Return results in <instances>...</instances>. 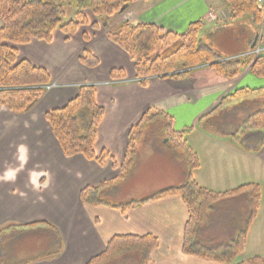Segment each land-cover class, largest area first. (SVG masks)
I'll return each instance as SVG.
<instances>
[{
    "label": "crops",
    "instance_id": "0c3cea01",
    "mask_svg": "<svg viewBox=\"0 0 264 264\" xmlns=\"http://www.w3.org/2000/svg\"><path fill=\"white\" fill-rule=\"evenodd\" d=\"M259 1L264 9V0ZM142 2L138 0L129 7L132 16L138 19L134 24L155 23L176 32H184L192 22L201 20L206 33L214 34L219 28H225L231 17L223 8L226 0H153L143 9L139 7ZM214 7H221L223 12ZM210 12L218 18H209ZM89 20L90 24L80 27L75 34L56 30L51 42L32 40L17 46L19 58L47 69L53 84L28 112L14 113L0 102V264H86L116 235L148 234L159 240L150 264H219L183 253L188 211L178 196L150 201L126 211L104 204H86L80 198L83 188L118 176L117 164L125 156L130 129L152 110L170 115L174 130L193 128L190 133H197L201 141L218 149L212 157L221 162L227 160L226 156L235 167L230 169L232 174L228 172L224 176L218 174L220 164L216 160L215 168L206 174L203 166L193 169L191 176L200 186L225 192L250 182L260 185V208L249 227L244 251L254 249L250 258H264V131L248 129L242 133V128L233 126L220 130L210 128V120L230 108L215 110L225 96L244 88L257 90L250 98L240 100L239 105L231 106L254 104L264 93V77L254 76L247 67L241 75L229 79L204 65L186 76L155 77L142 86L128 53L109 38L102 25L91 26L96 17L92 15ZM240 21L248 25L249 35L243 38L241 49L231 55L249 52L257 34L251 22ZM230 22L238 21L231 19ZM3 25L0 18V28ZM85 51L99 59L97 67H88L80 61ZM115 68L124 70L127 81L110 83V72ZM84 83L97 84V103L105 109L95 145L97 154L103 149L109 151L110 157L104 163L88 160L81 154L66 156L45 118L46 112L63 107L76 96ZM101 94L105 96L102 102ZM252 113L253 109L243 112ZM238 135L243 143L236 138ZM220 152L222 155L218 158ZM183 166L181 181L168 186L186 182L189 167L185 161ZM32 167H42L44 177L39 175L41 170L39 174L31 172ZM213 172L215 177H211ZM6 176L9 178L5 179ZM60 194L64 200L72 201L62 203ZM142 199L145 198L137 200ZM44 227L55 234L42 252L31 256L11 254L12 245L8 240L14 233ZM57 251V255H48Z\"/></svg>",
    "mask_w": 264,
    "mask_h": 264
},
{
    "label": "trees",
    "instance_id": "16d2710c",
    "mask_svg": "<svg viewBox=\"0 0 264 264\" xmlns=\"http://www.w3.org/2000/svg\"><path fill=\"white\" fill-rule=\"evenodd\" d=\"M136 1L0 0V18L4 22L3 27L0 28L1 104L17 114L28 112L42 97L46 86L52 83L47 69L27 59L19 58L17 46L30 43L32 40L51 42L56 30L69 35L75 34L80 27L90 24L89 13L97 19L91 26L98 28L102 25L108 28L109 38L128 53L134 63L135 76L142 86H146L147 82L155 77L186 76L196 67L204 65L229 79L238 77L247 67L254 76L264 77V53L256 58L252 55L222 56L201 38V30L206 29L201 20L192 22L184 32L168 30L149 22H141L137 25L116 22L117 17L123 13L122 7L125 6L126 11ZM226 2L231 8L232 20H248L257 30L264 27V9L259 0H226ZM68 7L76 10L75 19H65ZM113 23L115 25L112 27ZM80 61L88 67H97L100 64L99 59L90 51H85ZM110 78L124 79V70L112 69ZM97 92L95 83L81 84L76 96L63 107L46 112L45 118L66 156L81 154L88 160L104 163L110 157L109 151L103 149L100 154L95 151L98 128L105 113L104 107L97 103ZM256 93L257 90L245 88L236 90L225 96L215 110ZM246 127L250 130L264 131V109L253 114ZM191 130V127H187L174 132L181 134L183 138ZM130 145L129 143L125 157L133 149ZM183 148L184 152L186 151L189 175L182 185L166 188L142 200L118 204L102 201L100 197L102 190L127 176L126 171L122 169L114 179L83 188L80 198L86 204H104L126 211L150 201L178 196L188 211L184 229L185 255L219 264H264V258L259 256L247 261H236L245 249L249 227L260 208L262 196L260 185L250 182L225 192L200 186L191 176V171L199 167L198 157L184 140ZM228 198H237L235 200L238 204L234 207L235 211L239 209V218L242 217L241 202L244 201L246 215L243 217V225L235 234L229 235V238H226L227 232L209 236L201 234V225L210 219L216 206ZM158 246L159 240L152 234L116 235L100 254L93 256L86 264H104L127 250H134L140 254V264H150L152 253ZM61 250L62 247L59 251ZM57 254L58 251L48 255L51 257Z\"/></svg>",
    "mask_w": 264,
    "mask_h": 264
},
{
    "label": "rangeland",
    "instance_id": "374dc122",
    "mask_svg": "<svg viewBox=\"0 0 264 264\" xmlns=\"http://www.w3.org/2000/svg\"><path fill=\"white\" fill-rule=\"evenodd\" d=\"M151 1L153 2V0H143L139 7L143 9L147 7ZM225 3L226 4L223 8L226 9L228 13H231L229 4L227 2ZM218 8L219 7H214V10L217 11L221 7L219 9ZM75 11L76 10L72 7L66 8L65 19H75ZM221 12H223V10ZM89 15L90 17L92 16L91 13H89ZM132 15L133 13H131L128 8L117 17L116 22L122 21L132 23L134 20L138 21V19L134 18ZM231 19L232 18L229 17V23L224 26L225 28H219V30L214 32V34L206 33L205 29L201 30V38L204 40V42L207 45H210V47L214 48L224 57L226 55H231L232 52L241 49L242 45L244 44L243 38L249 35V28L246 23L238 21L232 24L230 22ZM114 25L115 24L113 23L112 27ZM107 31H109L108 28ZM256 32L257 34L255 37L258 38L255 46L252 47L250 51L257 49L260 46L264 47V42L262 41L264 36V27H260V29ZM124 81H127V79H111L110 83L117 85L119 83H123ZM52 84L53 83L49 84L45 89L52 87ZM103 85L104 83L101 82V86ZM104 98L105 96L103 97L101 94L100 102H102ZM242 101L238 100L230 102L227 105L217 109H224L225 106L230 107L229 110H224L221 112V115H217L210 120L212 121V126L210 128L220 130L228 126H233L234 128L237 127L238 129L242 128V133H245V131L248 130L246 125L253 114L264 109V93L260 94L256 98V102H254V104L248 102L241 104L237 108L231 106L239 105V103ZM247 109H253V113L251 115L243 114L244 110ZM142 118V121L140 120L136 125L133 126L134 128L130 136L128 135V144L130 143V146L133 148L131 153L129 152V154L126 157L124 156V158L117 164L118 169H123V171H126L127 176L102 190L100 197L102 201L108 204H118L141 198H147L166 188L173 187L168 186L172 182H180V173L183 172L182 167H184V161L188 164L186 151L184 152L183 148V140L192 150V152L197 155L199 166H203L202 171L204 174H206V172H208L210 169L215 168L213 163L216 158L212 157V155H215L216 152H219L218 149L209 146V144L203 140L201 141L197 133L189 132L182 138L181 134L174 132L180 130L173 129V118L161 111H148L144 114V116H142ZM236 138L241 140L240 135L236 136ZM227 139L232 140V137H227ZM241 141L243 143V140ZM15 145L16 144H14V146ZM243 145L245 146V144ZM126 154L127 153H125V155ZM45 155L46 154L44 153V156ZM221 155L222 152H220L217 157L220 158ZM45 157L48 158V155ZM225 159L227 160L221 162H219L218 159L216 160L218 164H220L217 167L218 172H220L218 174L223 176L224 173L228 172L232 174L233 171H230V169L233 170V168H235L234 166L230 165V159L228 157L225 156ZM40 170H43L42 167H32L31 172H34V174H39ZM31 172L29 171L30 174ZM215 174L216 173L213 172L211 177H215ZM39 175L41 178L44 177L43 171ZM175 186H179V184L174 185V187ZM112 193H115L116 195L114 196ZM68 195L71 197L69 193ZM64 199L65 198H63L60 194V201L62 203H70L72 201L71 199ZM235 199L237 198H228L216 206L210 219L208 221L206 220L205 223L201 225V234L209 236L211 234L217 235L222 232H227L226 238H229V235L231 234H235L236 230L243 225V217L246 215L244 213V201H242V217L239 218V209L235 211L234 207L236 204H238V201ZM40 229L41 230H30V228H27L14 233L13 237L8 240V243H11L12 245L11 254L16 255L17 253L22 256H31L37 252H42L47 246L49 240L51 241L52 236L55 233L49 227ZM203 239L206 238L203 237ZM55 248L58 249V244L55 245ZM51 249L53 250V245H51ZM253 250L254 249L248 248L247 250L243 251L236 261L241 262L249 260L250 257L253 256ZM262 256H264V254ZM104 264H140V254L134 250H127L122 255H118Z\"/></svg>",
    "mask_w": 264,
    "mask_h": 264
},
{
    "label": "built area",
    "instance_id": "2783aa9c",
    "mask_svg": "<svg viewBox=\"0 0 264 264\" xmlns=\"http://www.w3.org/2000/svg\"><path fill=\"white\" fill-rule=\"evenodd\" d=\"M210 16L212 17V18H214L215 17V15H214V13H210ZM251 52V53H250ZM250 52H248V53H246L245 55H252V56H254V57H257V56H259L260 54H262V53H264V47H258L257 49H254L253 51H250ZM241 56H243V55H241Z\"/></svg>",
    "mask_w": 264,
    "mask_h": 264
},
{
    "label": "water",
    "instance_id": "95a60500",
    "mask_svg": "<svg viewBox=\"0 0 264 264\" xmlns=\"http://www.w3.org/2000/svg\"><path fill=\"white\" fill-rule=\"evenodd\" d=\"M125 9H126V7H125V6H124V7H122V9H121V12H123ZM257 38H258V37H255V41L253 42V45H252V47H254V46H255V44H256V41H257Z\"/></svg>",
    "mask_w": 264,
    "mask_h": 264
},
{
    "label": "clouds",
    "instance_id": "9594fccd",
    "mask_svg": "<svg viewBox=\"0 0 264 264\" xmlns=\"http://www.w3.org/2000/svg\"><path fill=\"white\" fill-rule=\"evenodd\" d=\"M8 178H9V177H7V176L5 177V179H8Z\"/></svg>",
    "mask_w": 264,
    "mask_h": 264
}]
</instances>
